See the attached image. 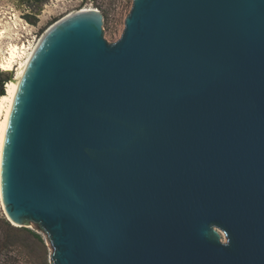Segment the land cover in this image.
<instances>
[{"label":"water","instance_id":"95a60500","mask_svg":"<svg viewBox=\"0 0 264 264\" xmlns=\"http://www.w3.org/2000/svg\"><path fill=\"white\" fill-rule=\"evenodd\" d=\"M102 23L73 12L28 60L7 220L49 264H264V0H132L114 43Z\"/></svg>","mask_w":264,"mask_h":264},{"label":"rangeland","instance_id":"374dc122","mask_svg":"<svg viewBox=\"0 0 264 264\" xmlns=\"http://www.w3.org/2000/svg\"><path fill=\"white\" fill-rule=\"evenodd\" d=\"M131 4L132 0H0V30L6 31L2 46L34 43L54 23L84 8L96 9L103 15V38L114 43L122 34ZM0 74L5 80L4 91L5 83L14 73L0 71ZM6 223L13 227L0 205V264H49V243L36 226L11 230Z\"/></svg>","mask_w":264,"mask_h":264},{"label":"bare ground","instance_id":"6f19581e","mask_svg":"<svg viewBox=\"0 0 264 264\" xmlns=\"http://www.w3.org/2000/svg\"><path fill=\"white\" fill-rule=\"evenodd\" d=\"M82 10H94L93 8H84ZM71 14V13H69ZM68 14V15H69ZM67 16V15H66ZM6 31L4 28L0 30V71L14 73L12 79L8 80L4 86V94L0 97V171H1V158L2 149L6 131V125L8 122L9 114L17 91L18 82L22 77L24 70L27 66L37 43L13 44L8 43L5 47L2 46V40ZM4 44V43H3ZM0 205L1 202V190H0Z\"/></svg>","mask_w":264,"mask_h":264},{"label":"trees","instance_id":"16d2710c","mask_svg":"<svg viewBox=\"0 0 264 264\" xmlns=\"http://www.w3.org/2000/svg\"><path fill=\"white\" fill-rule=\"evenodd\" d=\"M25 19L26 20H29L28 16H25ZM4 81L3 79H1V74H0V97L4 94V91H3V84H4ZM6 226L11 229V230H14L13 227H11L9 224L6 223ZM38 240H40V237L38 235H34Z\"/></svg>","mask_w":264,"mask_h":264}]
</instances>
